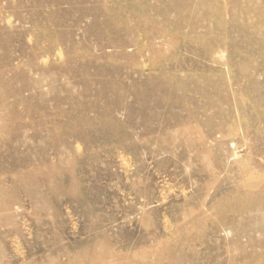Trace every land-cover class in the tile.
<instances>
[{
	"label": "rangeland",
	"instance_id": "374dc122",
	"mask_svg": "<svg viewBox=\"0 0 264 264\" xmlns=\"http://www.w3.org/2000/svg\"><path fill=\"white\" fill-rule=\"evenodd\" d=\"M0 264H264V0H0Z\"/></svg>",
	"mask_w": 264,
	"mask_h": 264
}]
</instances>
